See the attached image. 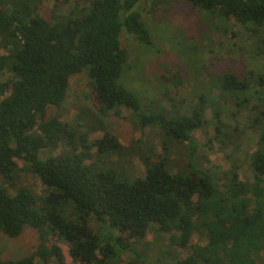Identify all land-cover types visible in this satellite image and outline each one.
<instances>
[{
    "label": "trees",
    "instance_id": "obj_1",
    "mask_svg": "<svg viewBox=\"0 0 264 264\" xmlns=\"http://www.w3.org/2000/svg\"><path fill=\"white\" fill-rule=\"evenodd\" d=\"M187 1L241 25L250 48L255 45L264 56V0ZM160 3L164 0H56L45 17L42 0H0V232L16 238L29 228L37 240L33 250L0 257V264H62L52 237L68 242L83 264H264V72L225 74L218 94L196 91L192 103L172 99L164 89L160 98L169 107L150 101L142 108L118 82L128 62L120 32L124 28L135 44H149L147 21L160 19ZM81 73L99 113L127 108L133 127L157 128L166 155L185 142L190 170L161 159L137 174L131 157L140 150L104 131L94 112L81 106L71 122H63L69 77ZM223 95L235 109H248L244 129L222 121L236 114L220 105ZM209 107L208 123L221 149L238 150L246 130L255 134L250 178H239L234 155L221 183L195 164L201 144L193 131L207 122ZM99 129L102 137L89 140ZM58 146L61 152L52 154ZM106 156L112 167L104 165ZM31 176L39 178L42 194L27 183ZM151 228L154 238L145 241ZM193 234L201 242H192ZM153 246L159 253L150 254Z\"/></svg>",
    "mask_w": 264,
    "mask_h": 264
},
{
    "label": "rangeland",
    "instance_id": "obj_2",
    "mask_svg": "<svg viewBox=\"0 0 264 264\" xmlns=\"http://www.w3.org/2000/svg\"><path fill=\"white\" fill-rule=\"evenodd\" d=\"M54 2L56 0H42L40 12L43 16H49ZM160 5L157 10L160 19H155L157 23L147 21L151 32L149 44L138 42L135 44L134 38L124 28L120 32V40L127 50L128 62L127 66L124 65L125 68L118 82L137 96L142 108H145L144 103L150 101L157 104L155 107L163 108L161 104L169 107V101L166 99L162 101L160 98L164 89L169 88L167 95L170 98L179 102L192 103L197 100L196 91L209 93L212 90L214 94H218V82L225 74L241 76L249 71L247 69L257 73L258 68L264 72V56L255 45L250 48L251 39L243 38L245 34L240 32L241 25L233 23L232 20L225 23L218 15L194 7L187 0H164V3ZM144 15L147 14L144 12ZM208 98L212 99V95ZM93 101L92 87L86 74L70 76L66 98L60 107V119L63 122H71L81 106L94 112L102 120L104 131L116 136L125 147L132 146L140 150L131 157L132 170L137 174L142 175L147 166L161 159H171L175 163L174 169L181 168L185 172L190 170L185 160L187 149L185 142H180V146H176L174 152L166 155L154 134L158 131L156 127H145L139 130L131 125L130 111L127 108L119 107L104 115L96 110ZM219 103L236 111L234 117L222 116L223 122L236 125L241 129L249 124L248 109H235L232 100L230 97L226 98V95L219 99ZM254 103L255 101L252 100L249 106L251 107ZM164 111L168 116L174 114L165 109ZM205 119L207 122L193 131L195 140L201 144L197 149L195 164L210 172L221 183L228 178L232 160L229 156L234 155L240 163L239 178L241 180L250 178L252 168L248 153L255 147L257 139L255 134L246 130L242 140L238 141V150H232L230 147L221 149L214 137L213 124L208 123L211 119L210 107L205 112ZM102 135L103 131L99 129L90 132L88 138L96 139ZM137 139L138 141L134 142ZM62 148L58 146L51 153L58 154ZM91 152L96 154V148L93 147ZM96 158L93 154L92 159ZM103 159L104 156H101L100 160ZM111 160L115 161V157ZM18 163L22 164L21 161ZM112 164L113 162L107 157L104 165L112 167ZM27 183L36 194L43 193L38 177H29ZM153 238L154 230L151 228L144 240L152 241ZM51 241L56 243L62 251V264H83L73 257L68 242L56 237H52ZM192 242H201L199 235L193 234ZM36 244V233L29 228L16 238H8L0 232V257L22 256L33 250ZM155 247H152L150 254L159 253L160 249ZM121 255L122 259L129 258L128 253ZM180 257L183 258L184 254L181 253ZM49 264L57 263L52 261Z\"/></svg>",
    "mask_w": 264,
    "mask_h": 264
}]
</instances>
